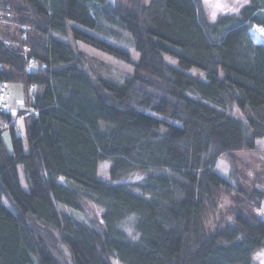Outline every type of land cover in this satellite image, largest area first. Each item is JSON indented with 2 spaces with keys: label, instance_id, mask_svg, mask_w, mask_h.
<instances>
[{
  "label": "trees",
  "instance_id": "16d2710c",
  "mask_svg": "<svg viewBox=\"0 0 264 264\" xmlns=\"http://www.w3.org/2000/svg\"><path fill=\"white\" fill-rule=\"evenodd\" d=\"M0 10V81L21 83L31 108L18 113L23 137L0 112V264L258 263L264 167L232 186L215 165L264 138V44L249 34L264 29V0H229L214 19L203 0H0ZM61 37L132 70L117 78Z\"/></svg>",
  "mask_w": 264,
  "mask_h": 264
},
{
  "label": "rangeland",
  "instance_id": "374dc122",
  "mask_svg": "<svg viewBox=\"0 0 264 264\" xmlns=\"http://www.w3.org/2000/svg\"><path fill=\"white\" fill-rule=\"evenodd\" d=\"M113 2L114 0H110ZM229 0H203L204 8L205 11L207 12L206 15L209 16V18L214 19L221 9H224L225 4ZM213 13H215V16L213 17ZM5 21V20H4ZM4 21L1 22L4 23ZM6 23V22H5ZM1 29V26H0ZM263 29L261 26L258 25H253L250 28V33L253 42L259 43V44H264V32L261 31ZM1 35V33H0ZM64 40H69L72 41L68 37H61ZM75 44L79 49L85 51V53H88L94 57H97L101 61L106 62L112 66L113 73L116 75L117 78H121L123 74H126L132 70V66L129 64H126L120 60L115 59L114 57L101 52L100 50H97L89 45H86L82 42L79 43V41L76 42H71ZM124 47V46H122ZM125 48V47H124ZM127 51H129L133 61L137 60V53L135 50H133L131 47L127 48ZM164 59L166 62L170 63L171 65H174L175 67L177 65V60L168 55L164 54ZM188 73L200 78L204 79V72L196 67H192L191 69L187 70ZM8 93H9V103L11 106V109L14 111H17L14 116L15 118V127L17 130V133L23 137L24 131H25V126L27 124V119H24L23 114H18L19 111L23 113H29L31 111L30 104L28 102V96L26 95V92L24 90V87L21 83L19 82H10L8 86ZM152 115H155L150 112H146ZM18 114V115H17ZM160 118V116H158ZM177 124L176 122H174ZM3 132H2V138L4 141L5 146L7 149L10 151L11 150V140H10V134H9V128L7 125L3 127ZM256 146L258 147L256 151H243L237 153V158L234 160V164H232L227 157H220L218 158L216 165H215V170L218 172L220 175L228 178L229 182H231L232 186H235L236 181L239 180L240 183H245L248 184L250 183L253 178V175L255 172L259 171L260 169H263L264 167V138H259L256 140ZM108 161H101L99 163L98 167V178L100 179H106L108 177V166H109ZM19 171V177H20V182L22 183L23 187H26V184L24 182L23 174H22V169L19 166L18 167ZM141 174H134L131 175L130 178H128V181L131 180H136L141 178ZM60 182H64L62 178L58 179ZM262 187L264 188V184H262ZM229 198L227 196H223L220 199L219 205H218V211L219 212H225V208L229 205ZM58 208L61 211L68 212L71 215H75L79 218H83L84 214L82 212H78L76 210H73L70 207H67L63 204L58 203L57 204ZM87 213L91 214V212H95L97 214L101 213V210L98 209V207L94 205H89V208L86 209ZM254 211L257 213V215L264 219V202H262L261 206L259 208H255ZM86 215V213H85ZM86 217V216H85ZM215 218H218V215L214 216ZM214 217H211L208 221V227H211V224L214 221ZM230 219V217H229ZM128 227H130L129 224H127ZM264 247L259 249L255 255H256V261L258 262L257 264H264ZM113 264H121L119 261L116 259H112ZM123 264V263H122Z\"/></svg>",
  "mask_w": 264,
  "mask_h": 264
},
{
  "label": "built area",
  "instance_id": "2783aa9c",
  "mask_svg": "<svg viewBox=\"0 0 264 264\" xmlns=\"http://www.w3.org/2000/svg\"><path fill=\"white\" fill-rule=\"evenodd\" d=\"M6 11H2L0 10V25L1 22L5 20V15L7 16V12ZM30 51V47L27 44H24L22 46V56H24V58L28 59V53ZM35 63V62H34ZM8 86H9V82L6 80H1L0 81V112L1 113H5V114H13L14 110L11 109L10 103H9V93H8ZM34 85L30 86V89H33ZM5 123V122H3Z\"/></svg>",
  "mask_w": 264,
  "mask_h": 264
},
{
  "label": "snow or ice",
  "instance_id": "6c2138e0",
  "mask_svg": "<svg viewBox=\"0 0 264 264\" xmlns=\"http://www.w3.org/2000/svg\"><path fill=\"white\" fill-rule=\"evenodd\" d=\"M215 16V13H213V17ZM262 32H264V29H261ZM261 255H264V254H261Z\"/></svg>",
  "mask_w": 264,
  "mask_h": 264
}]
</instances>
